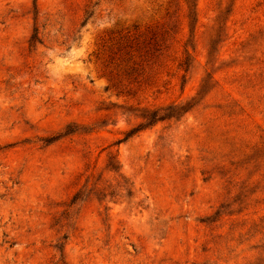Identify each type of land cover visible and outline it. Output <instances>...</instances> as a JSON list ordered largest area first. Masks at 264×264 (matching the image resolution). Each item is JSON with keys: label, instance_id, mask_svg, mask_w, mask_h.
<instances>
[{"label": "rangeland", "instance_id": "rangeland-1", "mask_svg": "<svg viewBox=\"0 0 264 264\" xmlns=\"http://www.w3.org/2000/svg\"><path fill=\"white\" fill-rule=\"evenodd\" d=\"M0 264H264V0H0Z\"/></svg>", "mask_w": 264, "mask_h": 264}, {"label": "trees", "instance_id": "trees-1", "mask_svg": "<svg viewBox=\"0 0 264 264\" xmlns=\"http://www.w3.org/2000/svg\"><path fill=\"white\" fill-rule=\"evenodd\" d=\"M136 129H137L136 127H132L128 131H126L125 133H126V135H128V134L132 133L133 131H135Z\"/></svg>", "mask_w": 264, "mask_h": 264}]
</instances>
